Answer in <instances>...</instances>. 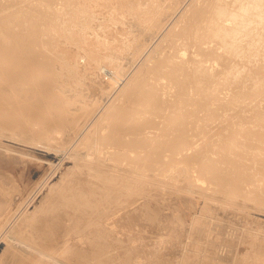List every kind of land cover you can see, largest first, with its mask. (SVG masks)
Masks as SVG:
<instances>
[{"label":"rangeland","instance_id":"1","mask_svg":"<svg viewBox=\"0 0 264 264\" xmlns=\"http://www.w3.org/2000/svg\"><path fill=\"white\" fill-rule=\"evenodd\" d=\"M73 1L79 11V16L73 21L74 24L65 28L68 20L63 17L59 23H55L63 28L64 32L61 30L59 34L58 31L61 28L54 32L53 28L57 30V27L54 23H50L52 30L49 31L47 27L44 28L45 21L44 24L42 21L44 26L42 27L41 24V27L34 31V35L32 32L31 36H28V41L31 42V44L28 43L29 48L27 46L28 52L20 51L21 54L25 53L26 60L23 59L20 63L30 65L29 63L39 56V60L46 66L49 65H45L48 62L47 59L53 60L52 56H54L56 63L50 59L49 63L51 66L55 63L58 68L60 92L74 102L80 101L82 97H89L86 86L88 83L89 86L96 87L93 99H98L99 103L89 104L92 110L90 116L89 113L86 116L87 122L74 136L61 139V143L54 141V143L39 144V140L29 141L32 139L24 134L0 133V264L6 262V264H264V199L261 200L262 196L260 198L255 196L257 200L254 195L251 196L252 194L232 197L221 191L219 189L221 187L216 184H214L215 187L220 191L217 188L215 191L211 190L207 184L209 181L203 182L202 185L196 177L198 161H194L198 164L195 166L192 165V160H190L192 162L188 161L189 163L183 161L182 166L176 164L183 159L178 160L177 163L175 159H167L168 161L163 159L162 163L158 161L154 164L156 167L153 168L157 173H154V169V172L152 169L153 173L151 172L145 160H138L139 164L135 163L136 166L131 162H123L122 166L119 164L121 167L114 166L112 164L116 163H111L112 161L107 159L104 147L94 139L97 136L94 132L102 114L105 112V116L111 106L124 96L128 86L133 84L136 92L143 90L151 75L158 70L157 64L162 66L164 59L176 54L170 47L172 35L181 25L186 24L185 17L190 10L197 7L200 0H155L156 3L153 0L152 3L151 0ZM47 15L46 19H48ZM84 17H87V21ZM86 22L88 24H85ZM40 30L45 37L46 34L49 37L54 32L61 38L58 39L60 36L55 37L53 34L52 39L49 37L47 42L44 39L48 38H45ZM41 36L44 38L42 39ZM51 40L56 42L54 46L55 42L51 43ZM42 41L47 42L44 44L47 48L42 45ZM31 45L36 48L34 49ZM40 46L42 47L39 48ZM48 47L50 51L47 50ZM55 50L56 53H54ZM30 51L33 53L28 55ZM40 52H45V55L40 56ZM51 52L54 54L52 55ZM21 54L18 56H22ZM27 59H29L28 62ZM39 60L37 61L40 62ZM34 61L30 66L35 63V66L38 64L41 67V62L39 64ZM22 64L21 66H25ZM75 72L78 73L77 77L73 76ZM217 72H220V68L213 71L218 78L215 88L220 93L215 91L216 89L214 92L210 91V94L213 92L211 94L213 98L211 95H205L204 93L207 92L204 90L200 93L204 94L203 99L209 100V104H206L209 107L211 105V108L214 101L217 103L214 97L219 93V96H216L221 101H218L219 104L224 103V107L219 109L222 112H217L215 116L213 115L215 112L211 113V116L209 108L204 111L203 108L196 107L193 111L191 105L192 102L194 103L195 91L192 93L191 89L186 88L188 91L184 90V93L187 95L185 96L184 93L182 95L185 101H190V105L188 101L185 102L186 108H183L179 116L186 120L185 135L188 133L187 136L200 139L202 136L197 135L194 127H198L199 121L204 124L201 118H208L204 124L206 129L203 128L204 137L196 144L197 150H202L206 142L216 139L218 136L216 134L222 133L224 129H227L226 127L231 132L235 123L245 119L244 116L239 119V115L236 114L240 112L241 107L250 105L251 98L248 102L245 100L239 103L240 107L239 105L230 106V101L227 102L229 93L236 88L231 84L234 81L237 83V80L231 78L232 80L222 81L224 78L222 79ZM180 77H184V73ZM79 78H85L81 80L85 86L81 85ZM140 81L143 83L146 81L145 85H142ZM229 82L230 88L227 85ZM188 86L191 85L188 84ZM209 87L212 88L211 85ZM161 89H157L160 91L158 92L160 98L163 100L171 98ZM77 98L81 99L75 100ZM120 99L123 101V97ZM203 101L201 103L205 102ZM77 104L81 110L83 102ZM215 106L217 108V105ZM37 109L39 110L40 107ZM227 111L234 113L232 112L231 115ZM167 113H164V116L159 113L154 119L156 122L159 119L155 126L156 129L159 126V129L156 131L154 127L152 130L153 133L156 131L154 135L158 142H163L176 134L174 132L176 128L172 130L175 125L171 126L175 122V115ZM234 114L236 119L233 117ZM217 115L219 117H216ZM194 122L197 124L194 125ZM63 128L58 127L57 134L60 132L58 130ZM87 128L93 129L92 138L87 145L84 141L85 146H83L82 137L87 133ZM222 134L229 135L224 132ZM235 134L238 136L240 131ZM59 135L55 136L59 138ZM166 136L169 137L166 139ZM41 150L48 151L52 156L45 155ZM165 162L169 166L164 164ZM141 163L144 167L140 165ZM244 163L252 167V162L244 161ZM244 163L240 162L241 165ZM137 166V169L134 168ZM167 167L170 169L171 176L168 175ZM180 167L181 172L185 173H180ZM126 168L130 170L132 168L135 172L131 170V173L127 169L129 173ZM140 169H145V172L148 170V174L143 171L141 173ZM172 169H175L174 171L178 174ZM188 169L192 171L189 172ZM262 169L260 167V171H264ZM188 172L193 173L189 175ZM248 172L252 173L251 170L245 171V173ZM143 175H149V177ZM188 179L193 181V185L188 184ZM255 182L264 184V177L263 180L256 179ZM247 187L249 189L250 186ZM261 187L263 189L260 194L262 192L264 194L263 185ZM61 191L83 193L82 198L80 195L79 198L85 201L86 197L87 202H85L89 203L90 207L85 211L83 205L77 203L70 210L65 211L66 207L62 208L64 211L61 210L62 213L58 215L51 211L52 215L48 212L49 204L51 205L56 195L62 193ZM228 197L234 198L235 201H228L230 199ZM54 218L60 223L58 229H55Z\"/></svg>","mask_w":264,"mask_h":264},{"label":"bare ground","instance_id":"2","mask_svg":"<svg viewBox=\"0 0 264 264\" xmlns=\"http://www.w3.org/2000/svg\"><path fill=\"white\" fill-rule=\"evenodd\" d=\"M153 1L155 2V0ZM46 15L48 19L45 18ZM83 15H86L87 17L89 16L88 14ZM78 16L79 11L78 8H76L75 2L73 0H0V133L11 135L24 134L32 139L29 141L39 140V144H42V142L54 143V141H59L61 143V139L74 136L78 129L87 122L86 116L88 115V113L90 116V111L92 110L89 108V104L92 102L95 104H97V102L99 103L98 99H93L96 93L95 86H89L88 83H86L89 97H82V100L74 102L73 99H70L62 94L60 92V89L58 88L60 78H58V68L57 66H55L56 62L54 56H52L53 60L49 58L50 61L55 62L53 64L54 66L50 65L49 59H47L48 62L45 63V65H49L44 66V63L39 60L40 57L37 55L38 52H35L37 53L36 56H38V58L33 61L36 62L37 60H39L41 64L40 62H37L41 65V67H39L38 64L37 66H35V63L33 64V66H30L32 65V60V62L29 63L30 65L26 64L28 66H26L24 62L23 64L25 66H21L22 63H20L22 62L21 60L25 58L24 55L26 52H28L27 49L31 44V42L28 41V36H31L32 32L34 35V33L37 31V28L41 27L42 21L43 24L45 21L46 25L44 26L42 24V27H47L50 31V23L57 24L60 20H62L63 17H65V19L68 20L67 27L65 28H68L70 27V25L74 24L73 21L75 18L77 19ZM86 18L85 21H87ZM185 22L186 24L184 23V26H178L179 28L172 35V43L170 42L171 50H173L176 54L170 55L167 57V59H164L165 61L163 60L164 62L161 63L162 66L157 64L159 66L158 70L155 71L154 69L157 65L153 68V72H155L151 75V77L150 75H148L150 78L148 77L149 80L147 82L145 81L147 83L146 85L144 84L145 82L143 83L140 81L141 83H143L142 85L146 86H144L145 88L143 90L137 89L138 91L136 92V87L131 84L128 86L124 96L120 97H123V101L119 98L117 102L111 106V108L109 107L110 109L107 108V110H109L106 112L105 116V112L102 114L99 121L100 123L97 125L94 132L95 135H97L96 138H94L95 142L97 141V143L104 147L107 159L112 161L111 163H116L112 164L114 166H117L119 164L122 166L121 163L123 162H131L137 164L138 160H145L146 162H148V167L150 168V170H153V167L155 166L154 164L158 161H161L162 163L163 159H175V163H177L178 160L183 159L181 160V162H178L179 164L176 165H180L183 161L185 163L192 160L193 162H190H192V165L194 164V166L195 164L198 165L197 163H199L198 168H196L195 170L197 175H199H196V177H198L199 179L196 177L195 178L198 179L201 184L203 182L206 183L207 181H209L207 184L211 190L215 191L217 187H215L214 184H216V186L219 185L221 187L219 188L221 191L226 192L225 194L228 193L232 197L240 196L241 194H244L246 196L252 194L251 196L254 195V197L257 196L258 198L262 196V200V198L264 199V194L263 192L260 194V192L262 191L261 189H263L261 185H263L264 187V184H260L259 182L257 183L255 182V180H263L264 177V171H260V167L263 168L262 170H264V0H200V3H197V7L190 10L189 14L185 17ZM52 24L51 26H53ZM85 24H88V22H86ZM55 27H57V30L56 28H53L54 32H57L58 28H61L58 31L60 34V31L63 28L58 27V25H56ZM41 31L42 30H40V32ZM62 32L64 31L62 30ZM56 34L57 35L54 34L55 37L60 36L58 33ZM47 35L48 34H46V37ZM61 35L63 37V33ZM49 37H47L48 39L44 40H47L48 42ZM41 38L40 40L43 39ZM59 38H61V36L58 37V39ZM50 39H52V37ZM53 41L51 40V43H53ZM56 41H58L57 38ZM29 42L30 44H28ZM42 42V45L47 44V42ZM55 44L56 42L53 43V46ZM44 46L47 48L46 45ZM31 47L33 46L31 45ZM41 47L42 46H40L39 48ZM56 47H54V49ZM33 48L31 50H33ZM21 50H24V52L26 50V52L24 54H21ZM47 50L50 51V48L48 47ZM31 52L33 53V51H30L28 55ZM41 52L39 55L41 56L42 54L43 56L45 52ZM52 52L51 54L53 55L54 53H56V50L54 53ZM19 54H21L22 56H18ZM60 55L62 56V54ZM33 58L35 59V56ZM28 60L29 59H27V62ZM217 68H220V72L217 73H220L222 79L224 78V80L222 81H225V79L226 81H229L231 78L237 80V83L235 81H231L233 82V84L231 85H235L236 88L233 90L231 88L232 91L229 93L230 97L227 102L230 101V103L232 104L231 105L229 103L230 106L235 107L233 105L237 106L239 105V103L245 100L248 102V99L251 98L249 100L250 105H248L247 107H243L245 109L241 107V110H239L240 112L236 114L239 115V119L242 116H244L245 119H240L239 122L237 120L238 123H235V126L233 125V132H229L228 127H226L227 129L221 131L222 133L224 132V134L229 133L228 136L223 135L221 132L220 134L217 132L218 134L216 135L218 136L216 137V139H214V137V140L212 142L208 141V143L206 142L204 144L202 150H197L196 144L204 137L203 134L205 132L203 128L205 127L206 129V126L204 124L208 120V118H201L204 124L199 121L200 123H196L198 127L195 128L193 126L194 131H196L197 135L202 136L200 139L197 140L193 136H187L188 133L185 135V131H187L185 125L186 120H184V118H179V116L183 108H186L184 107V104L188 100L185 101V97L183 98L182 95L184 93V90L188 91L186 90V88L191 89L192 93L195 91V96L194 94L193 96L197 100L195 101L194 99V103L192 102L191 107L193 108V111L196 110V107H200V109L203 108L204 111L206 110V108H209V115L215 112L213 114L214 116L215 114H217V112H222L219 109L222 106L224 107V103H218V101H220V99L218 98V94L220 92L217 90V88H215L218 78L213 73V71ZM183 73L184 77H180ZM73 76L77 77L78 73H73ZM83 79L85 78H79V82H81V80ZM137 80H135V82ZM118 82H120V79H118ZM188 84H190L191 86H188ZM229 84L230 82L227 85L229 86ZM81 85L85 86L82 82ZM210 85L212 86V88L209 87ZM158 88H162L163 92H167V94L171 96V98H169L170 100H163L162 98H160V93H158L160 91H157ZM226 89L228 90L227 87ZM203 90L204 92H207L204 93L205 95H211L214 90L219 92L216 94L218 96L215 95L214 97L217 103H215V101L213 100L214 102L212 108L211 105L209 107L206 104L209 102V100L207 101V99H203L202 95L204 94L200 93V91L203 92ZM210 91L213 92L210 94ZM223 92L228 93V91ZM185 94L187 95V93H184V95ZM211 96L213 98V95ZM226 98L228 99V97ZM79 99L81 98H77L75 100ZM202 101L204 103H201ZM210 101H212L211 98ZM82 102L83 104L80 110L77 103ZM188 102V104L190 105V101ZM226 104L227 103L225 102V105ZM215 105H217V108ZM240 106L241 105H239V107ZM37 107H40V109L42 110L37 109L39 111L38 112L36 110ZM166 112H170L175 115H173L175 122L174 124H171V126L175 125L172 127V130L176 128L174 131L176 134L171 135L170 137L166 136V139L169 137L167 140L158 142L155 135L157 129H159V126L157 129L155 126L158 123L159 119L157 120V122L154 121V119L159 113L164 116V113ZM232 112L229 113H231L232 115L234 113ZM199 113L201 114V112ZM234 116L235 114L233 115V117ZM207 117L209 116L207 115ZM216 117L219 116L217 115ZM193 119L191 120L193 121ZM160 120H162V118H160ZM164 123L166 124L167 122ZM196 124L194 122V125ZM161 126L160 128H162ZM58 127L59 129L61 127H64V131L63 129H61L62 132L61 130H58L60 132H58L57 134ZM89 127L90 125L88 126V128ZM154 127L156 131L153 133L152 130L154 129ZM92 130L93 129L90 128L85 136L82 137V142L84 143L83 146H85V142L87 145L91 140ZM237 131L238 133L240 131L241 135L239 134L237 136V133L235 134V132ZM55 135H59V138H57L58 136ZM25 139L27 140V138ZM41 152L45 155L52 156L48 151L41 150ZM194 161L198 162L195 163ZM244 161L252 162V167L251 165L247 166ZM240 162L244 163L245 166L241 165ZM175 163L172 164L175 165ZM188 163L186 165H188ZM61 164L62 163H60V165ZM164 164H166V162ZM140 165L143 166V163H141ZM181 165L183 166V164ZM138 166L134 168L137 169ZM171 166L172 165H170V167ZM172 167L175 168L174 166ZM185 167L187 168V166ZM167 168L169 169V167ZM167 168L166 170L168 171ZM186 168L184 169L187 170ZM127 169L130 170L129 168H126V170ZM157 169L159 170V168ZM189 169V172L192 171ZM144 170L140 169L141 173L142 171L145 172ZM174 170L172 169V171ZM249 170H251L252 173H245V171ZM147 171L148 170H146L145 174L147 173ZM179 171L180 173L183 172H181V167ZM132 172H135L134 169L132 170ZM169 172L170 169L168 171V175L171 176ZM154 173H157L156 170ZM192 173H189V175H191ZM143 176L149 177V175ZM192 176H188V178H192ZM187 182H189L188 184L191 185L193 181L191 182V179H188ZM108 183H110V181ZM247 186H250L251 188L249 187V189H247ZM68 192H62L59 195L57 194L51 205L49 204L50 208L48 212L51 213V211H53L55 212L53 214L56 215L57 213L58 215V213H62V208L66 207L64 208L65 211L68 209L70 210V208H74L77 203L82 204V207L85 211L88 210L90 204L86 203V197L85 199L83 198L86 202L81 199L83 193L78 194L76 193V191H70V193ZM79 195L81 196V198H79ZM231 198L228 199V201H235L233 200L234 198ZM254 200L255 199H253V201ZM58 224L60 223L55 220V229H58Z\"/></svg>","mask_w":264,"mask_h":264}]
</instances>
